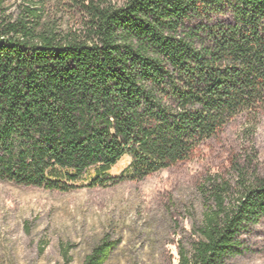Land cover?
I'll return each mask as SVG.
<instances>
[{"label":"trees","instance_id":"1","mask_svg":"<svg viewBox=\"0 0 264 264\" xmlns=\"http://www.w3.org/2000/svg\"><path fill=\"white\" fill-rule=\"evenodd\" d=\"M262 110L264 0H0V181L68 192L92 171L103 187L125 156L141 180ZM234 173L208 179L178 264L244 252L241 234L264 216V169Z\"/></svg>","mask_w":264,"mask_h":264},{"label":"rangeland","instance_id":"2","mask_svg":"<svg viewBox=\"0 0 264 264\" xmlns=\"http://www.w3.org/2000/svg\"><path fill=\"white\" fill-rule=\"evenodd\" d=\"M250 161L263 171L264 110L254 123L236 117L188 160L141 180L128 177L125 156L103 187L89 185L92 171L68 192L0 181V264H84L104 243L101 264H178L197 240L208 179L233 181L235 166ZM241 239L244 252L223 264H264V216Z\"/></svg>","mask_w":264,"mask_h":264}]
</instances>
